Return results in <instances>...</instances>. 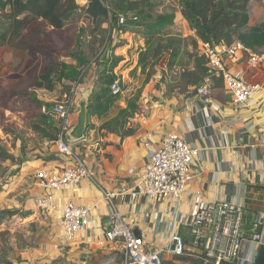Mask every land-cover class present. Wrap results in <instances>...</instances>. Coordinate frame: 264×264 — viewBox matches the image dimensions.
<instances>
[{
  "label": "crops",
  "instance_id": "0c3cea01",
  "mask_svg": "<svg viewBox=\"0 0 264 264\" xmlns=\"http://www.w3.org/2000/svg\"><path fill=\"white\" fill-rule=\"evenodd\" d=\"M177 15L186 24L181 12ZM253 17L250 15L251 25H254L251 23ZM139 31L114 28L112 33L114 53L122 57L115 72L124 80L125 94L130 93L132 87L130 74L134 77L136 73L138 75L147 70L138 66L140 54L146 49L142 31L138 38L143 36L144 40L134 38ZM216 47L222 48L221 45ZM252 50L262 57L261 63L256 66L248 64L247 52H240L234 59L225 60L234 74L261 86L260 91L241 108L231 105V96L222 80L214 81L212 96L205 100L197 96L193 85L182 92L158 89L156 83L160 78L154 75L141 92L137 113L129 119L127 127L134 131L131 135H125L122 129L108 130L101 127L108 119L96 117L94 127L86 131L85 138L80 140L82 153L89 154L97 167L96 179L83 180L77 187L59 192L58 209L49 215L56 213L60 218L69 200L86 206L96 205L91 228L86 233L92 238L97 235L101 239L110 224L109 214L112 210L103 192L131 188L156 148L160 134L165 129H174L185 133L195 149L192 162L195 181L189 186L188 192L178 200L161 203L147 198L133 202L128 196L124 200L116 197V206L133 228L139 230L153 246H168L173 233L188 240V228L183 221L196 210L194 194L197 190L202 192L205 203L227 199L244 204L247 209L246 227L251 230L253 216L258 211H264V46ZM129 61H133V65L126 64ZM124 66L127 68L122 70ZM160 67L165 69V65ZM99 77L98 72L90 77L84 76L86 83L78 84V90L81 92L87 87L89 91H94ZM127 100L118 109L126 107ZM114 115L111 114L109 118ZM98 239L95 243L102 247L97 243ZM110 245L113 247V244ZM243 250L245 253L250 250L249 243L244 244Z\"/></svg>",
  "mask_w": 264,
  "mask_h": 264
},
{
  "label": "rangeland",
  "instance_id": "374dc122",
  "mask_svg": "<svg viewBox=\"0 0 264 264\" xmlns=\"http://www.w3.org/2000/svg\"><path fill=\"white\" fill-rule=\"evenodd\" d=\"M152 1L159 5L156 11L163 10L166 5L177 6L176 0ZM76 2L83 6L88 0ZM248 7L249 14L254 16L251 23L256 26L264 20V0H250ZM177 13H180L179 9H176L174 26L169 29L172 34L185 39L179 56L173 59L168 56L170 51H165L152 62L154 66H148L144 73H136V77L131 73L130 93L125 94L124 90L107 119L111 114H118V107L120 104H126L125 100L134 97L140 89L145 90L146 84L154 75L160 78L156 83L158 89L169 92L188 89L193 79L190 74L194 71L196 58L202 52L200 42L197 46L194 44L193 38H197L193 34L194 31L189 29L187 23H183ZM76 18V25L63 30L55 31L47 25L40 34H36V31L26 29L22 31L23 36L18 37L14 43L0 44V210L9 209L14 212L0 216V233L5 234L4 240L0 238V252L6 254L13 264H122L121 248L117 244H113V247L110 244L107 247H98L95 240L99 237L93 235L92 238L86 232L68 242L58 224L59 215H49L36 209L34 205V199L44 193L40 171L51 172L59 169L66 165L69 159L62 156L54 144H49V140L44 138L41 132L32 128V124L39 121L34 117L38 111L34 105L18 102L17 96L20 91L54 105L65 95L69 97L74 94L76 88V100L80 96L78 84L86 83L84 76L90 77L97 72L100 74L102 65L96 60L92 49L96 52L102 49L103 42L109 37L110 20H102L100 25L98 22L93 25L83 9L78 10ZM90 25H99V29L93 35L85 32L78 38L80 28ZM138 34L141 35V32H137L134 38L137 37L138 41L145 39L146 45V37L138 38ZM78 46L91 58L90 67L84 70L81 81H76L78 84L64 79L56 82L53 90L33 87L34 79L39 77L51 62L76 63L74 58L66 55L69 50H79ZM132 57L133 55L130 60ZM133 63L129 61L126 64ZM164 65L165 69H161L160 66ZM126 68L127 66H124L122 70ZM127 80L128 78L126 82ZM8 106L15 107L10 109ZM79 152H82L81 147ZM163 258L165 264H203L192 256L176 257L165 254Z\"/></svg>",
  "mask_w": 264,
  "mask_h": 264
},
{
  "label": "built area",
  "instance_id": "2783aa9c",
  "mask_svg": "<svg viewBox=\"0 0 264 264\" xmlns=\"http://www.w3.org/2000/svg\"><path fill=\"white\" fill-rule=\"evenodd\" d=\"M128 19L137 20V17L133 14L129 17L119 15L120 24ZM221 46L218 49L215 44L201 42L200 50L207 58L208 71L204 82L195 87V91L197 96L209 100L213 91V78L219 77L231 96V105L241 108L260 91L261 86L234 74L225 60H232L240 52H247L248 64L256 66L261 63L262 57L241 42ZM74 90V94L69 97L65 95L50 109L51 117L58 123L59 132L57 139L49 140L48 143L54 144L69 162L51 172L40 171L44 193L34 199V205L36 209L49 214L58 209L59 192L65 188H75L86 179L95 181L98 174L91 156L79 152L80 141L66 140V133L77 122L76 88ZM111 91L115 95L123 94L119 80L112 83ZM194 155L195 149L185 133L165 129L132 187L117 192H103L112 210L109 214L110 224L97 243L102 247L117 244L121 248L122 264H165V254L192 256L200 259L203 264H254L264 246V211L256 212L253 216V228L247 230V209L244 204L227 199L205 203L202 192L197 190L194 194L196 210L183 221L188 228V240L173 233L170 244L159 247L153 246L143 235H137L126 216L116 206V197L124 200L128 196L133 202L147 198L156 203L180 199L195 181L192 172ZM95 208L96 205L86 206L73 200L64 205L58 224L68 242L91 228ZM247 243L250 250L245 253L243 249Z\"/></svg>",
  "mask_w": 264,
  "mask_h": 264
},
{
  "label": "trees",
  "instance_id": "16d2710c",
  "mask_svg": "<svg viewBox=\"0 0 264 264\" xmlns=\"http://www.w3.org/2000/svg\"><path fill=\"white\" fill-rule=\"evenodd\" d=\"M176 2V7L166 5L163 6V10L156 11L159 5L152 0H88L83 6L78 5L76 0H0V44L14 43L18 37L23 36L22 31L26 29L40 34L47 25L55 31L74 26L77 23L76 15L79 9H83L93 25L96 22L100 25L102 20L106 22L110 20L109 37L103 42L102 49L97 52L92 49L93 55L96 56V60L100 62L103 69L89 102L88 131L94 127V119L96 117L107 118L113 106L121 98L122 94L112 93V83L119 80L122 89H126L122 76L115 72L122 57L114 53L115 46L112 44L114 28L121 31L140 30L143 32L146 37V49L141 52L138 61V66L142 70L150 65L154 66L152 62L165 51H170L168 56H172L173 59L179 56L185 39L172 34L169 29L174 26L176 9L180 10L189 29L194 31L197 37L193 38L196 46L199 42L200 45L201 42H210L228 46L241 42L252 49L264 46V21L256 26L250 24L248 7L250 0H176ZM120 14L127 17L133 14L137 20L128 19L124 24H120ZM99 25L80 28L78 38L82 37L85 32L95 34ZM24 38H26L25 35ZM66 56L74 58L76 63L51 62L40 76L34 79L33 87L53 90L56 82L64 79L80 82L84 70L90 67L91 58L87 57L80 47L77 51L69 50ZM207 71V58L202 53L196 58L194 71L190 74L193 79L189 85L195 87L201 85L207 76ZM220 80L219 77L213 78V82H220ZM141 92L140 89L134 97L128 99L127 106L120 107L118 114L109 118L101 127L112 130L116 126L114 127L116 130L122 129L125 135H131L134 131L127 126H129V119L138 111ZM17 97L18 102L34 105L38 111L34 117L39 121L34 122L32 128L41 132L47 140L57 139L58 123L50 115L53 104L20 91ZM8 213L14 214L13 210H0V216ZM4 236L5 234L1 232L0 238L4 240ZM183 256L188 255H177L176 257ZM197 260L202 263L200 259ZM0 264L13 263L6 254L0 252Z\"/></svg>",
  "mask_w": 264,
  "mask_h": 264
},
{
  "label": "water",
  "instance_id": "95a60500",
  "mask_svg": "<svg viewBox=\"0 0 264 264\" xmlns=\"http://www.w3.org/2000/svg\"><path fill=\"white\" fill-rule=\"evenodd\" d=\"M218 46V43H215ZM93 91L84 88L80 92V96L76 99L75 113L77 117L76 124L66 133V140L69 142L80 141L85 138L86 131L88 128V110L89 102ZM137 235H141L139 230H135ZM254 264H264V246L260 249L256 262Z\"/></svg>",
  "mask_w": 264,
  "mask_h": 264
}]
</instances>
